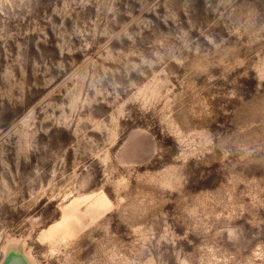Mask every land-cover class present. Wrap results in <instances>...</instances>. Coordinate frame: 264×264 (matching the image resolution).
Masks as SVG:
<instances>
[{
  "label": "clouds",
  "instance_id": "clouds-1",
  "mask_svg": "<svg viewBox=\"0 0 264 264\" xmlns=\"http://www.w3.org/2000/svg\"><path fill=\"white\" fill-rule=\"evenodd\" d=\"M117 4L0 0V228L24 229L39 239L69 202L108 182L93 155L97 146L87 138L99 131L92 128L98 118L105 121L106 139L116 127L111 117L121 125L139 119L163 127V110L187 135L192 129L184 98L192 85L206 98L197 128L204 135L193 148L174 146L171 162L162 163L177 167L173 187H157L155 203L137 205L136 217L115 234L85 229L69 254L81 264H255L252 252L264 247V210L246 204L247 215L232 226L224 213L231 215L232 205L242 201L223 196L224 189L214 201L220 216L192 209L199 205L197 193L215 192L221 184L230 191L233 177L264 175V118H238L246 109L264 117V8L219 0L204 25L187 7L177 11L165 3L158 12L159 0H141L140 15L127 11L122 22ZM49 29L58 56L45 59L39 45L49 44ZM33 38L43 63L32 58L29 64ZM37 75L43 93L33 100ZM42 97L49 113L43 119L36 106ZM218 114L226 120L205 123ZM62 132L71 142H62ZM115 203L114 224L126 206L119 193ZM178 205L181 216L175 215ZM57 259L63 264L66 256Z\"/></svg>",
  "mask_w": 264,
  "mask_h": 264
},
{
  "label": "rangeland",
  "instance_id": "rangeland-1",
  "mask_svg": "<svg viewBox=\"0 0 264 264\" xmlns=\"http://www.w3.org/2000/svg\"><path fill=\"white\" fill-rule=\"evenodd\" d=\"M156 2L157 0H146L148 5ZM238 2L243 8L249 6L264 8V0H238ZM165 3L177 11L187 7L195 22L206 25L210 22V18H214L213 9L218 6L219 0H159L158 12L163 14ZM141 6V0H118L117 7L121 12L119 19L126 22L129 19L126 15L127 11H132L133 15H140ZM90 11L94 12V9H90ZM144 15L147 18L154 17V14L147 12ZM54 19L59 23V18ZM49 37L48 45H39L41 53L45 54V59L50 54L58 56V49L55 48L56 37L50 29ZM73 43L78 44V38L73 37ZM114 45L119 46L115 42ZM41 53L35 51V39L33 38L30 44L29 64H31L32 58L40 61ZM40 62L43 63V61ZM42 80L43 77L39 75L32 77L35 85L33 100L39 98L43 93ZM190 89L184 98V107L188 116L186 126L192 129L187 135L175 120L163 114V110L160 115V124L163 127L154 126V122L151 120L139 119L135 124L129 121L122 122L121 125L117 117H111L112 123L116 127L106 131V139L101 134L105 130V121L103 118L96 119L92 123V128L99 131H89L87 138L97 146L93 155L103 169L99 174L105 177L108 182L101 185L98 190L87 192L69 202L66 207L62 208L59 218L46 231L40 233L39 239L32 232L24 229L0 228V264H3L12 254L21 255L28 264H61V261L57 259L60 256H66L63 264H81L76 254H69V245L71 242L77 241L85 229L95 226L98 232L108 231L115 234V230L119 229L121 224L128 223L130 218L136 217L137 205L155 203L157 187L171 189L177 167L175 163H162L171 162L174 146H182L185 149L193 148L197 143V137L202 139L204 135L197 128L198 117L205 106L206 98H201L192 85H190ZM45 100L46 98L42 97L36 105L40 108L41 119L44 115L49 114L45 112ZM147 103L146 95L145 104ZM57 114L50 113L53 116ZM109 115L111 116V114ZM251 116L257 121L264 118L258 114L252 115V112L247 109L243 110L238 118L242 120ZM225 120L224 115L218 114L205 123L216 125ZM60 135L63 143L71 142L70 133L62 132ZM257 139H260L259 133H257ZM184 155H187L186 151L181 154V158ZM172 159L175 161L176 157H172ZM45 162L42 159L41 166ZM220 189H224L223 196H228L232 200L239 198L242 201L232 205L231 215L228 212L224 213L232 226H236L237 221L242 218L241 213L247 215L244 211L246 204L264 210V175H262L251 176L248 179L233 177L230 191L226 185L221 184L215 192L197 193L194 198L199 202V205L193 207V213L198 214L203 210L206 214L214 213L215 216H220L222 209L214 204V201L222 198ZM117 193L120 194V199L125 201L126 206L120 213V223L114 224L112 213L114 208L119 207L115 203ZM168 203L169 201L165 200L163 206L166 207ZM182 207L183 205L176 207L175 215H182ZM237 208L240 209L239 212L236 211ZM209 218L213 217L210 215ZM245 218L247 217L245 216ZM171 222L174 225L177 223L176 220ZM228 231L237 240L239 239V235L231 228ZM226 235L225 233L224 237ZM209 252L214 254V250L211 248ZM251 256L255 257V264H260L264 259V247L257 245ZM245 264H253V261L246 259Z\"/></svg>",
  "mask_w": 264,
  "mask_h": 264
},
{
  "label": "water",
  "instance_id": "water-1",
  "mask_svg": "<svg viewBox=\"0 0 264 264\" xmlns=\"http://www.w3.org/2000/svg\"><path fill=\"white\" fill-rule=\"evenodd\" d=\"M3 264H28L21 255L12 254L4 261Z\"/></svg>",
  "mask_w": 264,
  "mask_h": 264
}]
</instances>
